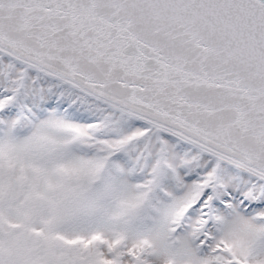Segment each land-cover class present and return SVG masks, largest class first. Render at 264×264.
I'll use <instances>...</instances> for the list:
<instances>
[{
  "label": "snow or ice",
  "instance_id": "snow-or-ice-1",
  "mask_svg": "<svg viewBox=\"0 0 264 264\" xmlns=\"http://www.w3.org/2000/svg\"><path fill=\"white\" fill-rule=\"evenodd\" d=\"M0 264H264V0H0Z\"/></svg>",
  "mask_w": 264,
  "mask_h": 264
}]
</instances>
